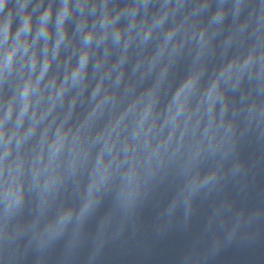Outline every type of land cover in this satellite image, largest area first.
Listing matches in <instances>:
<instances>
[{"label":"clouds","instance_id":"1","mask_svg":"<svg viewBox=\"0 0 264 264\" xmlns=\"http://www.w3.org/2000/svg\"><path fill=\"white\" fill-rule=\"evenodd\" d=\"M258 178L264 0H0V264H100L206 207L205 264L264 240Z\"/></svg>","mask_w":264,"mask_h":264}]
</instances>
